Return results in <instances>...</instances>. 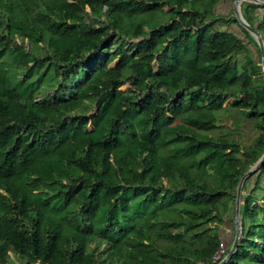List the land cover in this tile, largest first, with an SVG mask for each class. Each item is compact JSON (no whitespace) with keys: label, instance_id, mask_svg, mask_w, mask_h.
<instances>
[{"label":"trees","instance_id":"obj_1","mask_svg":"<svg viewBox=\"0 0 264 264\" xmlns=\"http://www.w3.org/2000/svg\"><path fill=\"white\" fill-rule=\"evenodd\" d=\"M220 1L0 0V264L219 263L264 153L261 52ZM254 173L224 264H264Z\"/></svg>","mask_w":264,"mask_h":264},{"label":"rangeland","instance_id":"obj_2","mask_svg":"<svg viewBox=\"0 0 264 264\" xmlns=\"http://www.w3.org/2000/svg\"><path fill=\"white\" fill-rule=\"evenodd\" d=\"M233 1L234 0H222V1H220L215 7V9H216L215 12L216 13L217 12L222 13L224 15L231 14L230 16L234 17L235 15H234V11L232 8ZM245 2L256 4V3H253L250 1L242 0L241 4H240V10H241L242 4ZM250 20H251V23H253L254 27H258V25H257L258 22L256 21L255 18H252V19L250 18ZM229 24H231L230 27L233 31H235V30L238 31V29H237L238 27L236 26V24H234L231 21L229 22ZM251 37H252V35H251ZM252 39L255 40L253 37H252ZM249 48L252 52H255L251 45H249ZM40 53H41V51H40ZM124 87H126V85ZM228 102H230V99L227 101V103ZM221 117H222V123H220V125L218 126L217 129L209 132L210 135H214V136L230 135L236 139L243 140L245 143H249L251 141V138L255 134L254 128H252V127L250 128L249 124L248 125L241 124V127L234 129L233 124H232V119L227 115V113H223ZM247 178L248 179L246 180V188H247V190H250L255 185L257 173H253L252 175L248 176ZM256 191L258 193H261V192H259V190H256ZM225 216H226L225 221L220 226V232H221V235L224 239L225 244L222 247H220V250L214 256V259L216 261L219 260V262L221 260H223L225 258V256L227 255L225 248L227 246H231L233 244V242L235 240V235H236L235 218L232 216V212H229L228 215H225ZM239 238H240V235H239Z\"/></svg>","mask_w":264,"mask_h":264},{"label":"water","instance_id":"obj_3","mask_svg":"<svg viewBox=\"0 0 264 264\" xmlns=\"http://www.w3.org/2000/svg\"><path fill=\"white\" fill-rule=\"evenodd\" d=\"M242 0H234L233 4H232V8L234 11V15L235 18L237 19V21L253 36V38L256 40L258 47L260 49L261 52V70L263 73V77H264V41L261 37V35L259 34V32L253 27L251 26L242 16L241 10H240V4H241ZM246 1H250L256 4H260V5H264V0H246ZM264 162V153L262 154V156L257 160V162L254 163V165H252L246 172L245 174L241 177L237 188H236V198H235V212H234V218H235V226H236V235H235V240L233 242V244L231 245L227 255L225 256V258L223 260H221L218 264H224L227 259L230 257V255L234 252L237 244H238V240H239V235L241 234V225H240V219H239V213H240V200H241V193H242V185L245 182L246 178L250 175H252L257 168ZM199 264H203V263H199Z\"/></svg>","mask_w":264,"mask_h":264}]
</instances>
